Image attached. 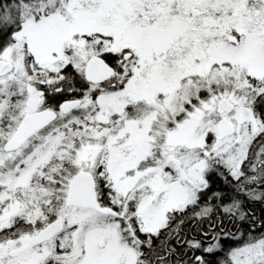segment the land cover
Listing matches in <instances>:
<instances>
[{
    "label": "snow or ice",
    "instance_id": "snow-or-ice-1",
    "mask_svg": "<svg viewBox=\"0 0 264 264\" xmlns=\"http://www.w3.org/2000/svg\"><path fill=\"white\" fill-rule=\"evenodd\" d=\"M0 264H264V0H0Z\"/></svg>",
    "mask_w": 264,
    "mask_h": 264
}]
</instances>
